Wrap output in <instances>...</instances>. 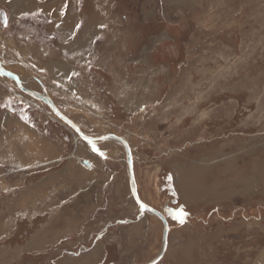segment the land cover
Returning a JSON list of instances; mask_svg holds the SVG:
<instances>
[{
  "label": "rangeland",
  "instance_id": "374dc122",
  "mask_svg": "<svg viewBox=\"0 0 264 264\" xmlns=\"http://www.w3.org/2000/svg\"><path fill=\"white\" fill-rule=\"evenodd\" d=\"M0 64L86 135L129 137L137 192L169 223L157 264L264 252V0H0ZM0 151V264L160 252L163 222L133 196L125 146L82 139L1 72ZM194 167L201 197H219L184 194L177 174Z\"/></svg>",
  "mask_w": 264,
  "mask_h": 264
},
{
  "label": "water",
  "instance_id": "95a60500",
  "mask_svg": "<svg viewBox=\"0 0 264 264\" xmlns=\"http://www.w3.org/2000/svg\"><path fill=\"white\" fill-rule=\"evenodd\" d=\"M0 72L9 76L10 78L14 79L15 82L17 83L18 87L23 92L33 96L34 98H36L38 100L44 101L51 108V110L55 113V115L58 118H60L61 120H63L64 122H66L68 125H70L79 134V136L82 139H84L86 141H96V140H101V139H112V140H116V141L121 142L125 146L127 158H128L129 170H130V186H131L132 194L142 209H145V210L151 212L152 214L158 216L163 221V224H164L163 244H162L161 252L156 256V258H154V260L147 263V264H157L163 258V256L165 255V252L167 250L169 226H168V222H167L166 218L164 217V215L159 210H157V209L149 206L148 204L144 203L143 200L140 198L138 192H137L135 176L133 173V157H132V153H131L129 143H127V141L123 137L118 136V135H114V134H106V135H102L100 137H93V136L86 135L85 133H83L81 128L75 122H73L72 119H70L66 114H64L55 105L54 101L50 97L44 95L43 93L33 91V90H28L27 88H25L23 86L22 81L19 78V76L17 74H15L14 72L6 70L1 66H0ZM84 163L86 165H89V163L87 161H84Z\"/></svg>",
  "mask_w": 264,
  "mask_h": 264
},
{
  "label": "bare ground",
  "instance_id": "6f19581e",
  "mask_svg": "<svg viewBox=\"0 0 264 264\" xmlns=\"http://www.w3.org/2000/svg\"><path fill=\"white\" fill-rule=\"evenodd\" d=\"M108 25V24H107ZM200 59V58H199ZM53 64V63H52ZM193 64V63H192ZM54 65V64H53ZM0 66L1 67H3L1 64H0ZM4 68V67H3ZM4 69H6L7 70V68H4ZM10 71V70H9ZM54 75H53V78L55 79V78H57V76H56V73H53ZM7 76V75H6ZM43 77V76H42ZM20 79H21V77H19ZM33 79V78H32ZM55 80H58V79H55ZM21 81H22V84H23V86L25 87V88H27L28 90H31V88H29L28 86H27V84H25L24 82H23V80L21 79ZM28 81V80H27ZM48 81V80H47ZM29 82V81H28ZM39 83L41 82V81H38ZM60 82V81H59ZM40 85L43 87V89L45 90L46 89V86L44 85V83H40ZM40 86V87H41ZM70 88V87H69ZM45 92H47V91H45ZM43 94L44 95H46V96H48L46 93H44L43 92ZM48 97H50V96H48ZM51 98V97H50ZM52 99V98H51ZM54 101V100H53ZM54 103H55V105L61 110V108L56 104V102L54 101ZM62 111V110H61ZM69 117V116H68ZM70 119H72V118H70ZM73 120V119H72ZM73 122H74V120H73ZM20 127V126H19ZM17 128V127H16ZM18 129H20V128H18ZM129 134V133H128ZM127 135V134H126ZM130 136V135H129ZM98 137V136H97ZM122 137V136H121ZM131 137V136H130ZM127 138H129V137H127ZM127 138L125 137L124 139L127 141V143H129L128 142V140H127ZM132 141H133V139H132ZM121 143V142H120ZM129 146H130V149H131V153H132V148H131V145L129 144ZM126 150V149H125ZM132 157H133V153H132ZM88 163H89V165H86L85 163H83L84 165H86V167H88V168H93L94 167V163H92V162H90V160L89 161H87ZM204 163V162H203ZM202 164V163H201ZM133 173H134V171H133ZM1 174V173H0ZM135 176V175H134ZM1 177H3V174H2V176ZM177 178H178V181H179V184L181 185V187H182V190H183V192H184V194L187 196V197H191V198H203V199H205V198H207V197H211L212 199L213 198H215V197H219V196H211L210 194L208 195V192L207 193H205L204 195L202 194V197H201V195H200V193H201V191L204 189V188H207L206 187V185L204 186V177H203V171H202V169H199V168H196V167H194V168H191V169H185V170H183V171H181V172H179L178 174H177ZM3 181V180H2ZM4 182V181H3ZM7 183V182H6ZM184 183L186 184V186H183L184 185ZM140 198H141V196H140ZM142 199V198H141ZM148 204V203H147ZM150 206V205H149ZM164 215V214H163ZM164 217L166 218V216L164 215ZM166 220H167V218H166ZM163 222V221H162ZM167 222H168V220H167ZM168 226H169V223H168ZM163 227H164V224H163ZM170 229V228H169ZM163 232H164V230H163ZM160 252H161V250H160ZM159 252V253H160ZM158 253V254H159Z\"/></svg>",
  "mask_w": 264,
  "mask_h": 264
},
{
  "label": "crops",
  "instance_id": "0c3cea01",
  "mask_svg": "<svg viewBox=\"0 0 264 264\" xmlns=\"http://www.w3.org/2000/svg\"><path fill=\"white\" fill-rule=\"evenodd\" d=\"M63 27V26H62ZM62 27H60L61 29H62ZM65 27V26H64ZM49 74H51L50 72H49ZM53 76V75H52ZM50 77V76H49ZM50 78H53V77H50ZM12 124V123H11ZM21 130H26V127L25 128H23V127H21L20 128ZM13 134H17L16 132L15 133H13ZM32 139V138H31ZM35 139V138H34ZM7 154V153H6ZM2 155H5V153L3 152H1L0 151V160H3V157H2ZM19 155L20 154H18V156H16V155H14L13 154V156L12 157H14L15 158V160H16V158H18L19 159ZM45 158H46V156H45ZM44 159V158H43ZM7 161V160H6ZM14 161V160H13ZM45 161L46 162H50V160H47V159H45L44 160V162L43 163H45ZM252 264H264V252L261 254V256L260 257H258Z\"/></svg>",
  "mask_w": 264,
  "mask_h": 264
},
{
  "label": "snow or ice",
  "instance_id": "6c2138e0",
  "mask_svg": "<svg viewBox=\"0 0 264 264\" xmlns=\"http://www.w3.org/2000/svg\"><path fill=\"white\" fill-rule=\"evenodd\" d=\"M6 22V19H5ZM93 147L95 148V145H93ZM97 151H99V149H96ZM101 155H103V153H101ZM181 223H183V219H181Z\"/></svg>",
  "mask_w": 264,
  "mask_h": 264
}]
</instances>
